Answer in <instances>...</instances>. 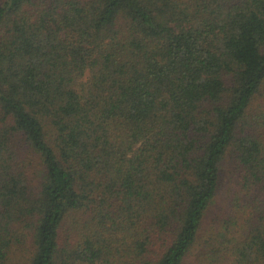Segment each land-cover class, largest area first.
<instances>
[{"label": "trees", "instance_id": "trees-1", "mask_svg": "<svg viewBox=\"0 0 264 264\" xmlns=\"http://www.w3.org/2000/svg\"><path fill=\"white\" fill-rule=\"evenodd\" d=\"M24 239L22 264H264V0H0V264Z\"/></svg>", "mask_w": 264, "mask_h": 264}, {"label": "rangeland", "instance_id": "rangeland-1", "mask_svg": "<svg viewBox=\"0 0 264 264\" xmlns=\"http://www.w3.org/2000/svg\"><path fill=\"white\" fill-rule=\"evenodd\" d=\"M16 156L18 160H23L27 158V161H28V159L30 160L32 158L28 154V152L25 150V148L24 149L19 148V151H17L16 149ZM32 162H34L33 158H32ZM225 189L227 190V188L220 189L217 200L208 208L205 220H203V223H202V231L200 233L201 239H203V237L205 236V233L208 232L209 227L211 226L213 220L217 221L218 217L224 214L225 210L227 209V198L225 195L226 194ZM231 193L232 191L228 194H231ZM27 243L28 241L24 239L23 243L18 244L16 246H12V248L10 249L8 253L9 257L6 260L5 264H22L28 256V253H27L28 250L26 249Z\"/></svg>", "mask_w": 264, "mask_h": 264}]
</instances>
